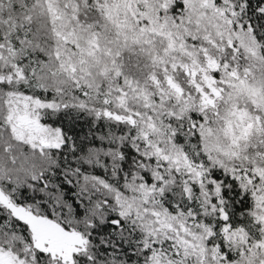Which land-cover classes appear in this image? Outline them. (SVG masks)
Instances as JSON below:
<instances>
[{
    "label": "trees",
    "instance_id": "trees-1",
    "mask_svg": "<svg viewBox=\"0 0 264 264\" xmlns=\"http://www.w3.org/2000/svg\"><path fill=\"white\" fill-rule=\"evenodd\" d=\"M0 192L82 239L0 202L21 264H264V0H0Z\"/></svg>",
    "mask_w": 264,
    "mask_h": 264
},
{
    "label": "rangeland",
    "instance_id": "rangeland-1",
    "mask_svg": "<svg viewBox=\"0 0 264 264\" xmlns=\"http://www.w3.org/2000/svg\"><path fill=\"white\" fill-rule=\"evenodd\" d=\"M35 106H38V102L26 99V97H11L8 101V118L18 136L22 137L23 135H21V133L18 132L19 129L15 127V114H21L23 110L29 112ZM226 114L228 117V124L230 123V126L232 125L236 132L242 133L245 131L247 125L242 120L241 113H238L236 110H227ZM52 137H54L53 133L50 138ZM42 141L44 143H49L48 138H44ZM0 202L5 205L13 215L27 223L34 246L47 252L51 257L62 261H68L72 258V254L77 251L80 244H82L81 237L74 232L67 231L56 222L32 214L24 207L13 204L1 192Z\"/></svg>",
    "mask_w": 264,
    "mask_h": 264
},
{
    "label": "flooded vegetation",
    "instance_id": "flooded-vegetation-1",
    "mask_svg": "<svg viewBox=\"0 0 264 264\" xmlns=\"http://www.w3.org/2000/svg\"><path fill=\"white\" fill-rule=\"evenodd\" d=\"M242 120L246 123L247 127L245 129V131H243V134L245 135L248 131H250L251 129V125H252V122L249 121L247 118L243 117ZM26 133H29L27 136L30 141H33L35 144H37V139L39 140L38 141V144L39 143H43L45 144L42 140L44 138H47V136H44L42 138H39V137H35L34 133L30 132L29 130L26 132ZM41 250V249H40ZM45 252V251H44ZM0 264H21V262L19 260H17L13 255L9 254L8 252L0 249Z\"/></svg>",
    "mask_w": 264,
    "mask_h": 264
}]
</instances>
